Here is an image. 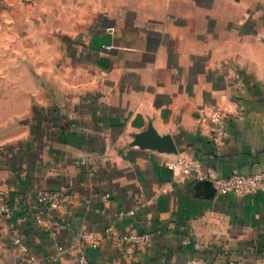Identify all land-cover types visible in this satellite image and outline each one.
Wrapping results in <instances>:
<instances>
[{
    "label": "crops",
    "instance_id": "obj_1",
    "mask_svg": "<svg viewBox=\"0 0 264 264\" xmlns=\"http://www.w3.org/2000/svg\"><path fill=\"white\" fill-rule=\"evenodd\" d=\"M40 1L0 0V264H264V191L210 198L165 165L264 172V0ZM209 106L228 117L222 152ZM148 129L178 154L142 146ZM60 188L37 225L36 194Z\"/></svg>",
    "mask_w": 264,
    "mask_h": 264
},
{
    "label": "built area",
    "instance_id": "obj_2",
    "mask_svg": "<svg viewBox=\"0 0 264 264\" xmlns=\"http://www.w3.org/2000/svg\"><path fill=\"white\" fill-rule=\"evenodd\" d=\"M112 47L108 46L107 50H111ZM226 113L217 106L208 107V119L210 122V135L209 139L216 147L218 152H222L226 146L228 139V119ZM165 165L169 170L176 173L181 178L193 179L196 182L210 181L212 182L216 194L225 196L228 194L235 195H253L258 192L264 191V172L256 174H233L229 177H216L210 178L209 174L204 171L202 163L193 158L178 156L174 160H168ZM10 191L0 189V212L5 215H9L10 209L8 207ZM67 201V194L65 189L60 188L58 190H43L36 194L35 205L37 213L35 214V223L42 225V214L44 210L49 212L59 211ZM133 215V212L129 213ZM111 232V230L109 229ZM12 244L18 247L24 254L29 255L30 249L24 243L20 233L14 227L11 229ZM81 239L87 242L89 248L96 249L99 246V239L95 234L85 233L81 235ZM115 242L119 245H132V246H145L149 242L148 234L127 233L122 236H117ZM30 261H34V258L30 257ZM77 264H90L89 255L86 253L81 254L78 257ZM185 264H201L198 260L192 258L188 259ZM225 264H245L242 260H231Z\"/></svg>",
    "mask_w": 264,
    "mask_h": 264
},
{
    "label": "water",
    "instance_id": "obj_3",
    "mask_svg": "<svg viewBox=\"0 0 264 264\" xmlns=\"http://www.w3.org/2000/svg\"><path fill=\"white\" fill-rule=\"evenodd\" d=\"M142 146L166 154H178V151L170 137L160 136L155 130L148 129L144 134ZM198 188L204 189V195L212 198L216 194V190L210 181L198 182Z\"/></svg>",
    "mask_w": 264,
    "mask_h": 264
},
{
    "label": "rangeland",
    "instance_id": "obj_4",
    "mask_svg": "<svg viewBox=\"0 0 264 264\" xmlns=\"http://www.w3.org/2000/svg\"><path fill=\"white\" fill-rule=\"evenodd\" d=\"M23 1L27 2V5L30 6L31 5L34 6L36 1L38 2V0H23ZM40 2H42L43 5H50V0H41Z\"/></svg>",
    "mask_w": 264,
    "mask_h": 264
}]
</instances>
